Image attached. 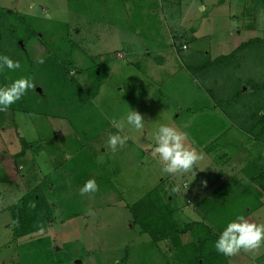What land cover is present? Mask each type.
Here are the masks:
<instances>
[{
    "label": "rangeland",
    "instance_id": "1",
    "mask_svg": "<svg viewBox=\"0 0 264 264\" xmlns=\"http://www.w3.org/2000/svg\"><path fill=\"white\" fill-rule=\"evenodd\" d=\"M165 1L0 0V49L20 47L21 67L16 69V79L28 76L36 86L21 97L20 103L13 104L15 110H8L15 114L16 125L27 141L32 142L36 134L45 137L47 143L41 144L36 160L43 173H48L45 158L50 153L57 157V153L64 152V157L58 160H65L41 182L42 186L37 185L40 188L37 192L48 203L49 215L42 221L35 215L20 229L8 207L30 192L31 186L27 188L28 184H23L17 173L16 162L26 155L27 145L22 156L16 157L17 154L13 161L9 160L6 181L1 187L9 192L16 188L19 191L16 196H0V264H184L188 253L200 249L205 255L201 264L207 261L206 264H221L223 260L217 259L215 253L224 259V264H231L230 258L243 250L233 256L215 250L214 242L223 223L237 213L249 220L258 219L259 213H263L258 222L264 223V122L255 113L250 117L251 125L245 118L250 114L248 109L264 110V69H261L264 51L260 59L248 54L243 66L246 70L241 71L251 75L250 80H261L256 97L238 99L237 94L233 100H226L224 96H212L215 90L207 81L216 79L218 69L208 70L209 64L199 70L184 69L182 56L186 53H180L184 45L174 46L175 52L171 50L170 36L177 29L174 24L180 23L181 31L190 26L194 20L183 23L182 13L185 5L191 4L189 18H195L197 1L170 0L169 4ZM225 1L231 4L229 7L217 4L216 15L226 10L229 14L243 11L242 0ZM248 3L247 7L252 9L251 1ZM257 8L261 6L256 3L254 9ZM258 11L263 15V9ZM168 14H172L173 21ZM27 30L35 35L25 41ZM86 31L92 32L88 35ZM116 31L117 38L139 39L136 50L141 55L137 56V71L125 74L122 66L114 67L111 61L116 62L117 58H124L125 62L133 58L119 52L116 55L111 48L113 41L108 45L98 42V32L102 37L114 36ZM105 48L106 63L101 64L98 57ZM145 50L149 57L142 61ZM4 55L18 60L12 53ZM41 59L43 63H39ZM256 69H261L262 77L254 76ZM140 74L154 76L155 85ZM165 79L164 85L157 86ZM121 85L123 90L117 92ZM236 85L238 92H242L245 86ZM142 98L144 101L136 102ZM191 102L199 118L185 112L183 105ZM134 103L138 104L132 110L142 115L145 128L139 132L121 129L128 141L112 152L107 139L117 128L114 121ZM19 109L31 111L19 113ZM213 112L214 116L210 115ZM35 116L44 117L46 125L39 117L34 123ZM49 118L64 124L65 132L59 134L58 140L54 139L60 149L51 147L53 141L47 139L51 135L47 132ZM222 123L226 125L219 131L215 125ZM35 124L43 128L36 129ZM160 124L186 131L189 135L185 143L202 153V159L188 172L172 175L161 171L162 163L152 153V136ZM234 125L235 129L246 128L245 132L236 133L231 128L228 133ZM257 155L262 169L248 177L260 189L261 199L257 196L259 190L253 191L251 187L233 190L235 182L229 172L233 160ZM248 174L246 167H240L235 176L242 180ZM88 179H95L99 190L81 195L80 187ZM141 200L161 208L171 200L172 216L181 231L176 245L180 252L171 239L154 243L139 224L132 227L128 208ZM87 209L91 214H86Z\"/></svg>",
    "mask_w": 264,
    "mask_h": 264
},
{
    "label": "crops",
    "instance_id": "2",
    "mask_svg": "<svg viewBox=\"0 0 264 264\" xmlns=\"http://www.w3.org/2000/svg\"><path fill=\"white\" fill-rule=\"evenodd\" d=\"M196 13L197 16L195 18L190 19L189 13L191 10V4L185 5V11L182 13V22L184 23H190L192 20L194 22L190 25L184 28L183 31L179 30L182 27H180V23H175L174 25L177 26V29H173V34L170 36L172 39L171 44V50H173L174 46L184 45L185 50L181 51L180 53H186L182 56V64L183 68L190 70V69H200V67L204 66L206 67L208 64V70H212V68L216 67L218 69L217 71V77L214 79V81H207V84L214 87L215 93H212V96H216L217 98H222L223 96L226 97V100H233L237 94H239L238 99L244 98H250L251 96H255V93L260 89V82L258 80H250V76L247 73H241L244 63H247L246 58L248 54H255L258 59H260V54L264 51V13L263 15L260 13V9L264 10V0H250L252 5V9H249L248 0H242L240 5L243 11L240 13H233L229 14V11L226 10V12L223 14L219 12L216 15V9L215 7L217 4L220 3V6L229 7L231 3L226 2L225 0H196ZM166 4L170 3V0L165 1ZM258 4V6H261V8L254 9L255 4ZM244 8L246 9L244 11ZM194 10V9H193ZM192 10V11H193ZM213 12L212 14L209 13ZM255 11V12H254ZM228 13V14H227ZM255 13H258V15H255ZM170 15L168 14V17ZM170 20H174L172 14L170 16ZM181 22V21H180ZM220 22V23H219ZM219 23V24H218ZM177 24V25H176ZM177 31H180V35L177 33ZM92 31H86V34H90ZM114 36H107L105 34L100 37V32L96 35L98 42L102 43L103 45L108 43L110 44L111 41H113L114 46L111 48L113 49V52H116V55L121 53L125 56H129V58H133V60H130V62H125L122 58H117L116 62L113 60L111 63L114 65L118 64V67H123L124 73L128 74L129 71H137V62L139 59L137 58L138 54L136 48L139 44V39L137 37L131 38L130 40L126 39L123 36H118V31L113 32ZM183 38V40L178 39ZM258 39V42H255L253 45H247L243 46V43L248 42L249 40ZM120 45V46H119ZM118 47L120 49H118ZM0 50L7 51V48H2ZM106 51V48L102 51V56H99L100 63H106V55L104 54ZM119 52V53H118ZM167 52L170 54V49L167 50ZM127 54V55H126ZM131 56V57H130ZM143 59L142 61H145L149 57V53L147 50L143 53ZM117 57V56H116ZM108 58V56H107ZM243 64V65H242ZM159 67V66H157ZM246 67V66H245ZM260 68V67H259ZM215 69V70H216ZM261 69H264V65L261 66ZM261 69H256V75L258 77H262V71ZM227 70V71H226ZM246 70V69H245ZM214 72V70H212ZM141 77L148 81L153 83L154 82V76H151V78H148L147 76H144L140 74ZM197 76V74H195ZM199 77V76H198ZM197 78V77H195ZM168 79V78H167ZM163 80L160 83L157 84V86L164 85L165 81ZM195 80V79H194ZM145 81V82H146ZM219 82V83H218ZM236 83H241L245 87H243L242 92H238L239 88L236 85ZM261 83V84H260ZM129 85V83H127ZM153 85H155L153 83ZM105 85L103 84V88ZM115 90V88H114ZM123 90V86H119L117 88V92H121ZM158 90V89H156ZM101 89H99V93H101ZM129 96V95H127ZM256 97V96H255ZM146 98V97H145ZM237 99V100H238ZM144 101V99L137 100L136 102ZM138 103H134L130 109H133L137 106ZM185 108V112L187 114H192V116H198V112L196 111L193 103H189L187 105H183ZM193 107V108H192ZM210 109V108H209ZM216 109V108H215ZM30 112L31 110H24L19 109V113L24 112ZM252 110L248 109V112ZM196 112V113H194ZM216 112V111H215ZM210 113L214 116V113ZM261 112H258V115H260ZM1 122H0V196H3L4 198L6 196H16L19 189H15L12 192L4 190L1 186L5 183L6 178V166L11 159L14 160V156L19 154L21 150V142L23 141L25 145L28 147L26 155H24L20 160H17V173L19 176H22L23 184L27 185V188L30 187V191L35 188V186L39 185L43 180L47 179L48 176L51 173H54L58 170L59 164L60 166L65 163V160L62 162H59V158L64 157V152L57 153V157L55 153H50L49 156H46V161L48 162V166L45 169L48 173H43V170L38 166L37 163V152L41 148V144H46L45 137H41L40 135H34V140L32 142L27 141L24 136L23 132H21L20 128L16 125L15 121V114L11 113L8 109L6 111L0 112ZM39 117V119H43L45 123V118L41 116H35L33 122L35 123V118ZM251 114H247L245 116L247 122L251 125L250 121ZM197 118H195L197 120ZM217 118V117H216ZM121 119V115L114 121V126H117V121ZM59 120L50 119L49 118V128L47 129V132H49L51 135L47 138L53 141V144H51V147L54 149H60L61 147H57L58 143L54 142L55 140H58L59 134L65 132L64 131V124H59ZM227 122H229L227 120ZM199 123V122H197ZM215 123V122H214ZM31 124H32V118H31ZM241 122L239 123V125ZM36 125L37 128H43L41 125ZM46 125V123H45ZM201 125V124H200ZM222 126H216L218 130H222V127L225 126V123L221 124ZM239 125H236L237 127ZM33 126V125H32ZM58 126V127H56ZM245 126H248L245 125ZM232 126L227 131L228 133H231V128L233 132H245V129H241L238 127V129L233 128ZM34 128V126H33ZM200 128V127H199ZM36 130H34L35 132ZM41 133V131L37 130ZM113 131H117V128H115ZM26 132V131H25ZM122 132V130H121ZM249 133V132H247ZM36 136V137H35ZM38 136V137H37ZM229 136H227L228 138ZM243 136H241L242 138ZM66 138V137H65ZM68 138V136H67ZM216 137L215 139H217ZM240 138V140H241ZM248 140H250V137L246 136ZM239 140V142H240ZM229 144L232 142L227 141ZM249 142V141H248ZM254 144V142H253ZM255 145V144H254ZM92 148V146L89 145V148ZM62 148H65V146H62ZM88 148V147H87ZM57 151V150H56ZM261 155V154H258ZM257 156L255 157H246L244 156V159L241 161L233 160V163L230 165L229 172L232 173V177L234 178L235 185H233L234 189H240L243 188V191L245 189L251 187V190L259 192L257 193L258 198H262L260 195V189L257 186H254L253 183L251 184L250 176L254 174L259 169H262L261 167V161L257 159ZM24 158V159H23ZM57 159V160H55ZM229 159V158H228ZM55 161V162H54ZM255 165V166H254ZM264 165V161H263ZM241 168H245L249 170V174L246 176H243L242 180H237L235 175L239 174V170ZM45 174V176H44ZM6 175V176H5ZM43 176L45 177L43 179ZM249 176V177H248ZM68 177V176H67ZM237 180V181H236ZM57 181V180H56ZM236 182H240L237 184ZM22 184V185H23ZM243 184V185H242ZM20 188V185L18 186ZM227 190L229 187L226 188ZM5 193H8L9 195H5ZM9 208V207H8ZM251 213V212H250ZM249 213V214H250ZM260 217L257 219L253 218V220H250L252 222H258L261 221L263 213H259ZM231 264H264V243L261 244V246L252 251H243L241 254H237L236 256H233L230 258Z\"/></svg>",
    "mask_w": 264,
    "mask_h": 264
},
{
    "label": "clouds",
    "instance_id": "3",
    "mask_svg": "<svg viewBox=\"0 0 264 264\" xmlns=\"http://www.w3.org/2000/svg\"><path fill=\"white\" fill-rule=\"evenodd\" d=\"M39 63H43V59ZM20 67L19 60H13L8 55H0V72L5 69L16 70ZM35 87L32 79L28 76H21L8 84L0 85V112L6 111L20 100L28 90ZM125 127L139 132L145 128L144 118L139 112L129 108L118 121L117 131L108 136L107 145L112 152H116L118 147L122 148L126 145L128 136L121 134V129ZM188 135L186 131L168 124H160L155 129L152 136L154 141L152 153L159 157L163 173L175 175L188 172L202 159V153H198L195 148L185 143ZM98 190L95 179H88L80 187V194L95 193ZM178 190L174 189V191ZM85 211L86 214H91L90 209ZM262 243H264V223L252 222L242 213H237L234 218L227 220L221 226L214 242V248L220 254L233 256L242 250H256Z\"/></svg>",
    "mask_w": 264,
    "mask_h": 264
},
{
    "label": "trees",
    "instance_id": "4",
    "mask_svg": "<svg viewBox=\"0 0 264 264\" xmlns=\"http://www.w3.org/2000/svg\"><path fill=\"white\" fill-rule=\"evenodd\" d=\"M28 32L29 30H27V37L25 38V41L28 38L35 35L33 33L29 34ZM258 41H259L258 39H253V40H249L246 43H243L242 45L243 46L253 45L255 42H258ZM15 43L17 42L15 41ZM14 46L16 47V48L14 47V49L7 48V51L0 50V55L12 53L18 58V60H20V56L18 54L20 47L18 45H14ZM20 53L23 54V52H20ZM0 76H1V81H2L0 85H5V84L10 83L12 80L16 79L18 74L16 70L6 69V72L4 71L0 72ZM7 77H9L11 80H5V78L7 79ZM16 104L17 103H15L14 105ZM14 105H11V107L9 108H11L12 110H15L16 106ZM259 111L261 112L260 115H258ZM249 113L251 115L252 113H255V115L259 117V119L261 117L260 121L264 122V110L263 109H257L255 112L250 111ZM261 131L262 129L259 132ZM21 144H22V147H21L22 149L20 150L19 154L16 157L22 156V154L25 151V147H26L25 144L22 142ZM37 191L40 192L39 186H37L36 188L28 192L26 196H24L23 198L18 200L15 204L9 207L8 212L11 218H13L16 226L18 227L17 229H20L21 228L20 225L25 224V222L28 219L33 220V218H35V215H37L36 219H39V221H42L44 217H47L49 215L50 210H48L47 208L48 203L44 200L43 197H41V195ZM170 205H171V200L168 201L166 205H163L162 208L146 200H141L137 202L134 206L130 207L131 209L128 208L133 218V221L131 222L132 227L134 226V224H139L143 230L142 232L150 236L151 240L154 243H158L166 239H171V241L173 242V245L176 247L177 240H178L177 237L181 231L179 230L178 223L175 221L174 217L172 216V210L170 208ZM41 210H44V212L42 213ZM178 252L180 251L178 250ZM181 252L183 255V251ZM215 256L217 257V259L223 260L221 264H224V259L220 255L215 253ZM204 257L205 255L202 249L196 250L193 253L191 252V254L189 253L187 254V257H185L186 259H185L184 264H201L199 262L202 261ZM206 259L209 260V258H206ZM207 262H205V264Z\"/></svg>",
    "mask_w": 264,
    "mask_h": 264
},
{
    "label": "built area",
    "instance_id": "5",
    "mask_svg": "<svg viewBox=\"0 0 264 264\" xmlns=\"http://www.w3.org/2000/svg\"><path fill=\"white\" fill-rule=\"evenodd\" d=\"M182 49H185V47L183 46V47H181Z\"/></svg>",
    "mask_w": 264,
    "mask_h": 264
}]
</instances>
